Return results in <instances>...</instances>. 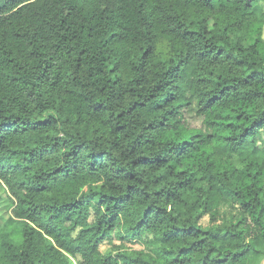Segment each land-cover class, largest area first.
Returning a JSON list of instances; mask_svg holds the SVG:
<instances>
[{
  "label": "trees",
  "instance_id": "16d2710c",
  "mask_svg": "<svg viewBox=\"0 0 264 264\" xmlns=\"http://www.w3.org/2000/svg\"><path fill=\"white\" fill-rule=\"evenodd\" d=\"M263 8L0 0V264L263 257Z\"/></svg>",
  "mask_w": 264,
  "mask_h": 264
},
{
  "label": "rangeland",
  "instance_id": "374dc122",
  "mask_svg": "<svg viewBox=\"0 0 264 264\" xmlns=\"http://www.w3.org/2000/svg\"><path fill=\"white\" fill-rule=\"evenodd\" d=\"M259 16L262 17V19H264V8L259 13ZM262 37L264 38V26H263V30H262ZM220 211H221L220 213L224 214L229 219L235 214L234 213L235 207L232 206L228 202H222L221 205H220ZM113 243L118 244L117 241H114ZM109 246L110 245H108V244H104L102 246V249L109 248ZM126 247H128L130 249H142L144 247V245H141V244H127ZM244 264H264V256L260 257V258H257V259L250 260L249 262H246Z\"/></svg>",
  "mask_w": 264,
  "mask_h": 264
}]
</instances>
